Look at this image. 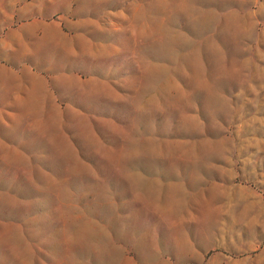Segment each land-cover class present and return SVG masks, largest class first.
Masks as SVG:
<instances>
[{
	"label": "rangeland",
	"instance_id": "1",
	"mask_svg": "<svg viewBox=\"0 0 264 264\" xmlns=\"http://www.w3.org/2000/svg\"><path fill=\"white\" fill-rule=\"evenodd\" d=\"M0 264H264V0H0Z\"/></svg>",
	"mask_w": 264,
	"mask_h": 264
}]
</instances>
